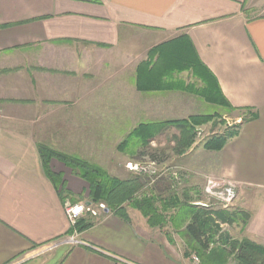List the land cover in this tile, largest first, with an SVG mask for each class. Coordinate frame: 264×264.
Returning a JSON list of instances; mask_svg holds the SVG:
<instances>
[{
	"label": "crops",
	"instance_id": "crops-1",
	"mask_svg": "<svg viewBox=\"0 0 264 264\" xmlns=\"http://www.w3.org/2000/svg\"><path fill=\"white\" fill-rule=\"evenodd\" d=\"M174 39L205 67L218 104L188 88L205 85L186 70L147 82L171 88L137 90L138 65ZM224 100L235 117L256 116L212 155L215 177L236 184L237 208L250 214L222 228L264 247V0H0V264H188L130 207L128 220L98 211L69 248L56 244L70 235L64 203L88 205L89 189L54 158L50 178L38 145L103 165L105 140L135 117L208 115L205 105L222 112Z\"/></svg>",
	"mask_w": 264,
	"mask_h": 264
},
{
	"label": "trees",
	"instance_id": "trees-1",
	"mask_svg": "<svg viewBox=\"0 0 264 264\" xmlns=\"http://www.w3.org/2000/svg\"><path fill=\"white\" fill-rule=\"evenodd\" d=\"M168 47L171 50L165 51ZM187 49L178 39L152 48L148 52L147 61L140 63L136 69L137 89L171 88L170 85H153L151 82H147L158 71L161 76L186 70L203 80L205 85L203 89L196 88L194 85H189L188 88L207 101L218 104L214 93V85L210 84L209 77L205 73V67L197 57L191 56ZM191 52L195 55L192 49ZM145 75L150 77L146 78ZM220 102L227 109H230L225 100ZM211 116L194 115L186 119L169 120L162 123L140 124L130 135L139 137L142 140L143 147L146 148L148 140L154 136V133H159L162 127L173 126L180 132L177 145L181 152L184 147L186 148L192 143L195 127L207 123ZM255 116L254 113L250 114V119ZM245 121L247 119L243 120V122ZM237 128L235 127L231 133L227 134V137L212 138L206 143V148L219 151L223 148L226 141L237 133ZM38 151L42 164L50 178L57 179L48 170V162L54 158L63 162L72 170L73 174L87 182L89 186L88 207L103 205L104 210L112 211L116 209L119 217L128 220L126 207H123L127 203L129 207L141 210L144 216H150L148 214L150 213L151 217H158L150 200L143 199L138 201L133 198L139 187V179L137 177H132L128 180L110 177L97 165L91 164L78 156L55 151L43 144L38 145ZM149 157L153 162H160L156 152L149 153ZM179 209L187 217L184 227L185 235L195 246L196 252L199 253L201 264H264L263 246L248 239H234L227 231L222 229L223 225H245L250 218V214L247 211L236 207L222 208L216 203H209L206 206L181 203ZM75 226L79 232H82L89 228L91 223L78 220Z\"/></svg>",
	"mask_w": 264,
	"mask_h": 264
},
{
	"label": "rangeland",
	"instance_id": "rangeland-1",
	"mask_svg": "<svg viewBox=\"0 0 264 264\" xmlns=\"http://www.w3.org/2000/svg\"><path fill=\"white\" fill-rule=\"evenodd\" d=\"M257 14L258 12L253 15L255 16ZM204 107L205 109L202 114L212 115L210 120L207 123L195 127V135L192 143L188 147H184L181 152L177 145L180 132L173 126L162 127L159 133H154V136L148 140L147 146L144 148L142 140L139 137L130 135L138 125L142 124H138L139 119L135 117L134 121L126 127V129L133 127V129L119 132L116 138L112 135V138L105 140L107 144L110 142L111 154L108 151L106 155L100 157L102 158L103 165L83 159L99 166L110 177L119 180H128L132 177H137L139 179V187L133 198L138 201L143 199L150 200L158 217H151L150 213H148L150 216H144L141 210H137V213L140 217L143 216L147 222L151 218L156 221V228L160 229L169 239L175 242L174 245L177 248V252L183 255V258L186 259L188 264H201V257L196 252L195 246L185 235L184 227L187 222V217L184 213H181L179 206L181 203L199 206L216 203L219 206L228 204L229 207H238L239 199L236 194V184L215 177V170L211 166H215L213 165L215 159L212 155H214L213 152L216 150L206 148V143L212 138L227 137V134L231 133L242 120L250 116L248 111L240 113V117L237 118L231 109L226 108V110L221 112L216 106L207 104ZM106 119V117H100L96 124L99 126L102 122L104 123V120L107 121ZM88 120H90V117H86V124L89 125ZM99 134L97 132L96 135ZM152 152H156L160 162H153L150 159L149 153ZM114 153L117 159H111V157H114ZM108 160H111L112 164ZM129 164H140L144 166L152 164L151 168L156 173L155 175H150L131 171L128 169ZM220 183H223V186L225 185L226 187L228 185L234 186V196L229 198L224 192V198L221 199L219 195L223 193V186L219 185ZM207 188L209 189L208 193L206 192ZM87 198L88 196L85 199L86 201H88ZM78 200H83V197H79ZM78 200L74 199L72 202ZM72 202L71 204H73ZM126 204L123 207L128 209L129 206ZM91 209L95 212L99 211L100 214L104 211V208L101 209L97 205H93ZM112 211L117 214L116 209ZM85 215L87 216H84L81 220L91 223L92 226L96 217L88 212ZM75 224H70V235L57 241L56 244H63L64 248H69L72 245L71 243H74L76 238L75 234L80 233ZM222 229L227 231L232 238L235 236L233 232L229 231V228L225 227Z\"/></svg>",
	"mask_w": 264,
	"mask_h": 264
},
{
	"label": "built area",
	"instance_id": "built-area-1",
	"mask_svg": "<svg viewBox=\"0 0 264 264\" xmlns=\"http://www.w3.org/2000/svg\"><path fill=\"white\" fill-rule=\"evenodd\" d=\"M152 164H147V165H140V164H129L128 165V169L131 171H135V172H140L143 174H150V175H155V171L152 170L151 168ZM219 185L223 186V183H220ZM236 187V186H235ZM234 186L228 185V187H226L225 185L223 186V193L219 195V197L221 199L224 198V192L227 194V196L230 198L231 196H234V192L233 189L235 188ZM206 192H209V189H206ZM228 198V199H229ZM220 199V200H221ZM222 208H227L229 207L228 204H222L220 205ZM99 208L103 209L104 206L103 205H99ZM64 211H65V215L68 219V221L70 222V224H75V222L78 220V218L84 213V212H88L91 213L93 216L96 215V212L91 209L90 207H88V205H85L83 203H76V204H71L70 202H65L64 203ZM195 261H197L196 258H194Z\"/></svg>",
	"mask_w": 264,
	"mask_h": 264
}]
</instances>
